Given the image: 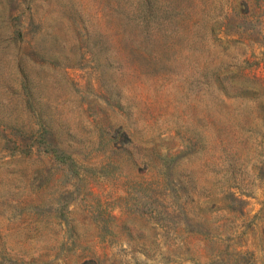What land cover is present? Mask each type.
I'll list each match as a JSON object with an SVG mask.
<instances>
[{"label": "rangeland", "instance_id": "374dc122", "mask_svg": "<svg viewBox=\"0 0 264 264\" xmlns=\"http://www.w3.org/2000/svg\"><path fill=\"white\" fill-rule=\"evenodd\" d=\"M0 264H264V0H0Z\"/></svg>", "mask_w": 264, "mask_h": 264}]
</instances>
